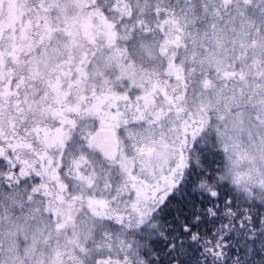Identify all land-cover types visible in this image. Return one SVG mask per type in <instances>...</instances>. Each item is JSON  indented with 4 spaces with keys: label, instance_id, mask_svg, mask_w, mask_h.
<instances>
[{
    "label": "snow or ice",
    "instance_id": "1",
    "mask_svg": "<svg viewBox=\"0 0 264 264\" xmlns=\"http://www.w3.org/2000/svg\"><path fill=\"white\" fill-rule=\"evenodd\" d=\"M0 264H264V0H0Z\"/></svg>",
    "mask_w": 264,
    "mask_h": 264
}]
</instances>
